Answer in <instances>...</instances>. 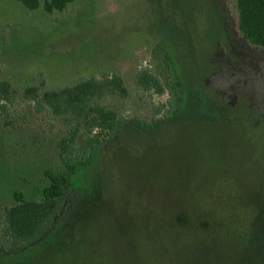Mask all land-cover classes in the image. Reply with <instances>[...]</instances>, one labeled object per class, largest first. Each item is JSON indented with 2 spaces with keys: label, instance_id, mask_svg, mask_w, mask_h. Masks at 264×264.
<instances>
[{
  "label": "rangeland",
  "instance_id": "374dc122",
  "mask_svg": "<svg viewBox=\"0 0 264 264\" xmlns=\"http://www.w3.org/2000/svg\"><path fill=\"white\" fill-rule=\"evenodd\" d=\"M45 1L0 0V78L15 90L0 116V243L13 192L31 198L46 169L63 170L66 127L26 88L116 74L128 98L95 103L150 123L168 99L170 54L182 109L148 135L117 137L36 259L5 264H264V50L239 36L236 0H76L52 14ZM144 69L162 95L137 87Z\"/></svg>",
  "mask_w": 264,
  "mask_h": 264
},
{
  "label": "trees",
  "instance_id": "16d2710c",
  "mask_svg": "<svg viewBox=\"0 0 264 264\" xmlns=\"http://www.w3.org/2000/svg\"><path fill=\"white\" fill-rule=\"evenodd\" d=\"M15 1L30 11L39 8V0ZM74 1L46 0L42 9L47 14L61 12ZM236 11L239 36L249 45L264 50V0H236ZM164 64L169 76L168 99L158 109L160 118L150 123L139 118H120L113 109L95 103L113 95L123 100L128 98L122 78L116 74L105 75L101 79L92 77L52 90H46L48 86L42 81L39 86L24 90L23 97L33 102L38 111L48 109L52 115L60 117L66 127V135L58 144L63 170L46 169L44 177L47 184L37 194L30 198L23 190L17 189L12 194V204L2 208L4 242L0 243V264L25 259L28 254L31 261L36 259L39 253L31 254L54 236L77 201L87 195L88 187L84 182L87 169L117 137L126 132L135 138L148 135L158 125L176 119L182 109L178 92L183 83L172 55L165 54ZM135 80L137 87L144 92L155 95L165 92V87L149 69L140 71ZM14 95L15 90L10 83L0 78V116ZM78 139H81L80 144Z\"/></svg>",
  "mask_w": 264,
  "mask_h": 264
}]
</instances>
